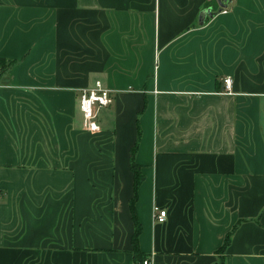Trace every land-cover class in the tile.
I'll use <instances>...</instances> for the list:
<instances>
[{"label": "crops", "instance_id": "crops-1", "mask_svg": "<svg viewBox=\"0 0 264 264\" xmlns=\"http://www.w3.org/2000/svg\"><path fill=\"white\" fill-rule=\"evenodd\" d=\"M220 9L0 0V264H143L137 142L145 260L264 264V0ZM97 81L114 100L90 133Z\"/></svg>", "mask_w": 264, "mask_h": 264}, {"label": "built area", "instance_id": "built-area-1", "mask_svg": "<svg viewBox=\"0 0 264 264\" xmlns=\"http://www.w3.org/2000/svg\"><path fill=\"white\" fill-rule=\"evenodd\" d=\"M227 12L226 10H223ZM3 73V67L0 64V77ZM224 91L223 94L234 95L233 86L234 79L227 76L223 79ZM1 87V85H0ZM114 100L113 93L106 88L101 81H97L91 88L82 89L80 94V108L83 117V128L90 133H98L101 131L99 124V109L109 107ZM155 219L158 222H165L167 211L154 208ZM143 264H153L151 260H144Z\"/></svg>", "mask_w": 264, "mask_h": 264}, {"label": "trees", "instance_id": "trees-1", "mask_svg": "<svg viewBox=\"0 0 264 264\" xmlns=\"http://www.w3.org/2000/svg\"><path fill=\"white\" fill-rule=\"evenodd\" d=\"M0 64L3 67V70L5 71L6 69L10 68V66L13 64L12 62L10 63H5L4 61L0 60ZM139 139H140V133H139ZM138 148V142L136 147L133 150L132 153V170L134 174V197L130 201V211L132 215V220L134 222L135 226V231L132 236V244H133V252H134V258L136 260L143 261L145 260L144 254L141 252L140 247H139V238L142 232V225L141 222L139 221L138 215H137V209H136V203L138 200V192L139 188L144 180L143 174L140 171V168L136 165L134 161L135 157V152ZM232 233H229L226 238H225V244L223 246V249L227 247V245L230 243V240L232 238Z\"/></svg>", "mask_w": 264, "mask_h": 264}, {"label": "water", "instance_id": "water-1", "mask_svg": "<svg viewBox=\"0 0 264 264\" xmlns=\"http://www.w3.org/2000/svg\"><path fill=\"white\" fill-rule=\"evenodd\" d=\"M218 2H219V5H220V8H221L220 11H222V10H224V9H226L228 7V5L231 2V0H218ZM208 15H212L211 10L207 9V10H204L201 13L200 18H199L200 24L204 23V21H205V19H206V17Z\"/></svg>", "mask_w": 264, "mask_h": 264}]
</instances>
